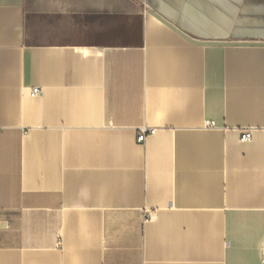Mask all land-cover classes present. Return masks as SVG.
Instances as JSON below:
<instances>
[{
    "label": "crops",
    "instance_id": "1",
    "mask_svg": "<svg viewBox=\"0 0 264 264\" xmlns=\"http://www.w3.org/2000/svg\"><path fill=\"white\" fill-rule=\"evenodd\" d=\"M156 15L264 42V0H0V264L263 263L264 45Z\"/></svg>",
    "mask_w": 264,
    "mask_h": 264
},
{
    "label": "water",
    "instance_id": "2",
    "mask_svg": "<svg viewBox=\"0 0 264 264\" xmlns=\"http://www.w3.org/2000/svg\"><path fill=\"white\" fill-rule=\"evenodd\" d=\"M153 14H155V13H153ZM156 16L159 19H161L163 22H165L167 25L171 26L174 30H176L186 40L194 42L196 44H200V45H264V42H258L257 43V42H231V41H199L197 39H192L191 37H189L188 35H186L182 31H180L179 29H177L176 27L171 25V23H168L167 21H165L164 19L159 17V15H156Z\"/></svg>",
    "mask_w": 264,
    "mask_h": 264
},
{
    "label": "built area",
    "instance_id": "3",
    "mask_svg": "<svg viewBox=\"0 0 264 264\" xmlns=\"http://www.w3.org/2000/svg\"><path fill=\"white\" fill-rule=\"evenodd\" d=\"M41 88L40 87H34L31 89V94L32 95H39L41 93ZM211 124V123H209ZM154 132V129H149V128H146V127H141L139 128V131L137 133V141L138 142H143L146 138V136L150 133H153ZM252 137V131L251 129H243L241 131V140L242 141H248L250 140ZM264 264V261L263 263Z\"/></svg>",
    "mask_w": 264,
    "mask_h": 264
}]
</instances>
